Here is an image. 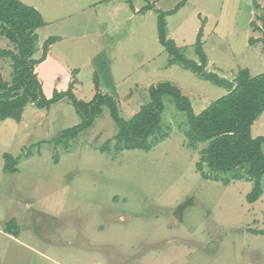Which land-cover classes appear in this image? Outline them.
I'll return each instance as SVG.
<instances>
[{
    "label": "rangeland",
    "instance_id": "obj_1",
    "mask_svg": "<svg viewBox=\"0 0 264 264\" xmlns=\"http://www.w3.org/2000/svg\"><path fill=\"white\" fill-rule=\"evenodd\" d=\"M19 1L45 23L36 31L33 60L42 58L47 39L58 38L35 67L46 99L73 84L76 98L88 102L96 76L100 93L110 95L127 120L162 82L179 88L195 115L227 94L171 63L159 44L158 14L182 0H131L132 7L124 0ZM263 3L185 0L165 16L166 36L197 63L199 38L205 70L230 82L241 69L264 74L262 43H248L263 37L251 26L261 27L256 5ZM0 49L15 46L0 36ZM0 73L11 82L9 59H0ZM162 103L161 129L168 136L149 151H115L118 127L105 105L68 150L54 139L81 118L65 100L49 109L29 103L19 123L0 121V264H264V235L251 232L264 231V174L262 194L251 204L246 165L217 173L220 179L241 176L228 185L204 179L196 166L207 143L189 147L187 113L171 96ZM251 136L264 137V112ZM6 153L18 158L15 173L3 172ZM9 220L16 233L4 232Z\"/></svg>",
    "mask_w": 264,
    "mask_h": 264
},
{
    "label": "trees",
    "instance_id": "obj_2",
    "mask_svg": "<svg viewBox=\"0 0 264 264\" xmlns=\"http://www.w3.org/2000/svg\"><path fill=\"white\" fill-rule=\"evenodd\" d=\"M124 1L132 7L131 0ZM184 3L185 0H182L172 10L158 14L159 44L171 55V63H180L184 68L213 85L226 89L227 94L195 115L189 99L182 95L179 88L171 83L162 82L149 88L148 102L126 120L119 115L113 98L108 94L100 93V85L96 76L93 81L95 93L88 102L76 98L72 91L73 84H70L64 92H53L50 99L44 98L35 67L45 59L49 46L54 44L58 38L47 39L42 47V58L33 60L32 56L38 40L36 31L45 24L41 14L35 8L19 0H0V36L5 37L15 46L14 51L0 49V59H9L13 70L10 83L5 82L0 73V121L13 120L19 123L24 108L29 103L39 109H49L51 105L65 100L74 107L81 118L80 124L62 131L54 139L55 144H63L65 150H68L69 141L88 129L95 118L101 114V108L105 105L109 108L111 117L118 127V133L115 136V151H149L154 144L168 136L161 129L162 98L171 96L177 109L188 115L189 126L184 131L188 146L195 148L198 144L207 143V147L201 151V161L196 166L202 177L228 185L231 180H238L241 176L236 174L231 179H220L217 173L234 171L246 165L247 179L253 182L252 191L247 195L246 200L250 204L254 203L262 194L260 180L264 174V154L262 152L264 137L253 138L251 127L264 112V74L251 76L247 69H241L235 80L230 82L207 72L205 70L207 59L202 51L199 38L196 44L199 62L185 58L174 42L167 38L165 26V16L176 13ZM256 7L261 9V15L258 18L262 25L256 27L254 23H251V26L253 30H262L263 37L261 40L249 39L248 43L251 46L262 43L264 53V3ZM149 8L150 6H146L139 12L145 13ZM108 148L107 144L101 147L100 151ZM3 159V172L15 173L18 158H13L6 153ZM204 166H207L210 174L204 172ZM4 232L7 234L17 232V226L13 220L6 223ZM251 232L264 235V231L252 230Z\"/></svg>",
    "mask_w": 264,
    "mask_h": 264
}]
</instances>
